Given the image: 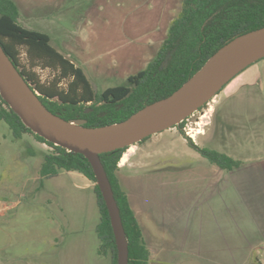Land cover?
<instances>
[{
  "label": "crops",
  "instance_id": "obj_1",
  "mask_svg": "<svg viewBox=\"0 0 264 264\" xmlns=\"http://www.w3.org/2000/svg\"><path fill=\"white\" fill-rule=\"evenodd\" d=\"M11 1L18 7L19 23L28 30L49 35L54 48L84 69L96 92L98 88L104 91L123 85L130 76L143 71L157 57L171 22L179 16L183 6V0ZM260 118L264 116L251 118L249 124L245 122L248 132L242 131L240 136L235 134L232 137L234 143L238 144L235 147L237 151H219L239 161V167L226 170L211 164L212 167L196 169L193 173L194 177H200L195 181L203 187L206 207L218 210L216 217L208 218V215L203 219L208 226L203 235L202 254L209 258L218 256L221 264H264V120ZM27 140L31 147L30 158L34 163L36 182L31 191L33 194L40 193L39 204H56L61 212L70 210L72 214L87 208L91 216H97V222L89 231L94 238L91 257L96 264H110V258L108 261L98 254L100 240L96 227L100 215L95 184L78 172L65 171L42 182L40 170L44 155L51 148L45 143ZM127 166L128 162L119 164L121 186L128 195L151 255H160L163 247L167 249L170 246H164L166 243L158 231L162 229L163 223L171 226L180 210L170 211L175 217L170 216L169 220L163 219L161 215L157 220L154 219L159 227H155L157 232L152 252L132 193L120 175ZM76 179L84 180L81 181L83 189L75 186ZM84 191L87 193L83 196ZM25 203L14 202L12 208L24 209ZM16 220L10 217L6 228L11 230L12 226H17ZM55 222L52 223L55 233L71 228L65 215ZM73 224L75 228L77 222L73 221ZM25 236V233L10 231L2 233L0 223V252H8L7 264H29V251L24 248L14 251L7 242L20 241ZM180 242L194 250V243L189 244L188 238ZM232 256L234 260L229 258ZM254 256L255 261L251 260Z\"/></svg>",
  "mask_w": 264,
  "mask_h": 264
},
{
  "label": "rangeland",
  "instance_id": "obj_2",
  "mask_svg": "<svg viewBox=\"0 0 264 264\" xmlns=\"http://www.w3.org/2000/svg\"><path fill=\"white\" fill-rule=\"evenodd\" d=\"M21 60L23 65H27L24 49ZM34 71L45 85H49L56 75L40 67ZM60 87L65 89L67 82ZM261 116H264V59L237 75L220 94L184 121L182 129L176 126L127 149L120 164L128 162L129 166L120 175L132 193L152 252L157 232L155 227H159L154 219L161 215L169 220L172 216L170 211L180 210L176 217L172 216L176 221L171 226L163 223L158 231L166 243L164 246L170 247H163L160 255L152 253L149 264H221L218 256L209 258L202 254L203 235L208 226L203 219L208 215V218L216 217L218 210L206 207L203 187L195 181L200 177L193 176L196 169L212 166L191 146L190 140L200 148L237 151L235 147L238 144L232 137L235 134L240 136L242 131L248 132L245 122L249 124L251 118ZM27 139L37 142L31 134H26L22 140L15 139L9 126L0 123L1 232L26 234L20 241L7 240L8 247L14 251L19 248L28 250L29 264H41L43 260V264H96L91 257L93 233L89 231L97 222V216H91L87 208L72 214L70 210L61 212L55 202L54 206L39 204L40 193L31 191L36 182ZM83 179L86 180L85 177ZM81 181L84 180L76 179L74 184L83 189ZM86 193L84 191L83 196ZM14 202H26V208H12ZM64 215L71 228L55 233L52 223ZM10 217L16 218L18 223L11 230L6 228ZM73 221L77 222L75 228ZM187 238L189 244L194 243V250L180 242ZM7 254L0 252V264H7ZM104 257L109 261V257ZM229 258L234 260V256ZM251 260L255 261L256 257H251Z\"/></svg>",
  "mask_w": 264,
  "mask_h": 264
},
{
  "label": "trees",
  "instance_id": "obj_3",
  "mask_svg": "<svg viewBox=\"0 0 264 264\" xmlns=\"http://www.w3.org/2000/svg\"><path fill=\"white\" fill-rule=\"evenodd\" d=\"M20 13L11 0H0V44L15 67L53 114L67 121L85 120L86 127H103L122 122L147 105L171 96L182 87L208 59L234 38L264 27V0H183L179 16L169 27L157 57L147 67L130 76L126 83L96 92L85 71L51 45L49 35L24 28ZM28 63L23 65L21 51ZM56 73L49 85L42 84L35 68ZM67 82V87L60 85ZM9 126L15 139L31 134L51 150L44 155L41 181L61 172H78L95 184L100 221L96 233L100 240L98 254L118 264V249L108 208L93 168L82 154L46 141L25 126L0 95V123ZM183 123L179 125L182 129ZM151 137L143 140V144ZM190 144L212 165L232 170L240 162L217 150ZM128 148L100 155L118 204L129 243V264H149L151 253L141 225L131 208L119 177V164Z\"/></svg>",
  "mask_w": 264,
  "mask_h": 264
},
{
  "label": "water",
  "instance_id": "obj_4",
  "mask_svg": "<svg viewBox=\"0 0 264 264\" xmlns=\"http://www.w3.org/2000/svg\"><path fill=\"white\" fill-rule=\"evenodd\" d=\"M264 59V27L227 42L182 87L128 119L103 127L67 121L41 102L0 44V95L26 127L46 141L84 155L108 208L118 249V264H129V243L114 192L100 155L129 148L181 125L252 64Z\"/></svg>",
  "mask_w": 264,
  "mask_h": 264
},
{
  "label": "built area",
  "instance_id": "obj_5",
  "mask_svg": "<svg viewBox=\"0 0 264 264\" xmlns=\"http://www.w3.org/2000/svg\"><path fill=\"white\" fill-rule=\"evenodd\" d=\"M188 119H189V118H188ZM188 119H186V120H188ZM186 120H185V121H186ZM188 134H189V133H188ZM190 136H191V135H190Z\"/></svg>",
  "mask_w": 264,
  "mask_h": 264
}]
</instances>
